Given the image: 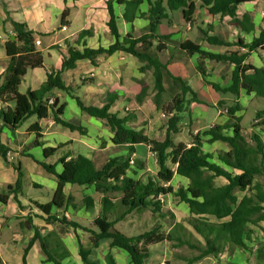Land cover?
Returning a JSON list of instances; mask_svg holds the SVG:
<instances>
[{
    "label": "trees",
    "instance_id": "obj_1",
    "mask_svg": "<svg viewBox=\"0 0 264 264\" xmlns=\"http://www.w3.org/2000/svg\"><path fill=\"white\" fill-rule=\"evenodd\" d=\"M250 1L254 0H105L108 14L106 25L114 38L113 42L107 47L98 46L87 51L72 47L68 39L64 41L65 47L53 45L61 56L60 67L48 72L46 80L37 89H28L25 94L19 92V86L29 70L43 66V54L36 48L34 32L24 22L10 19L11 36L14 39L10 36L11 40L4 43L8 60L0 81V104H4L0 107V119L3 125L14 130L30 116L35 115L40 119L50 114L55 123L85 134L84 127L63 119L64 102L58 101L54 105V97L53 102L49 103L51 96H56L55 91L63 92L75 100L82 112L102 120L109 127L112 143L131 146L145 144L153 153L157 164L156 173H147L144 178L134 180L128 176L129 158L123 156L106 159L100 168H96L92 158L83 154L68 159L60 157L59 172L55 170L54 164L40 162L46 172L56 177L57 186L49 202H30L42 213L43 221L51 228L42 234L41 231L46 227L33 225L31 217H27L33 235L19 264H27L26 254L35 242L39 243L45 260L53 264H65L63 260L70 256V251L62 236L67 229L73 230L76 236L82 264H116L110 251L105 253L102 263L90 259L92 250L103 239L109 240L110 249L125 252L130 264H144L149 257V247L163 242H169L172 248L187 246L194 250L195 254L185 257L188 264L197 263L208 256L217 259L223 253L232 255L235 249L251 251L253 235L264 232L260 225L264 221V183L256 179V176L264 178V108L256 112L253 127L261 126L251 131L249 138L244 135L235 114L242 109L237 100L241 92L255 98H264V29L249 42L241 39L228 42L203 31L208 44L238 46L244 48V52H214L188 39L177 45L186 55L197 56L195 69L206 84L215 91L229 93L234 97L229 103L223 100L217 103L225 106L231 121L208 126L191 135L190 146L182 141L176 142L173 135L181 131V122L184 114L189 112L190 104L204 102L197 98L196 92L183 78L173 76L160 58L167 49L166 40L169 35L158 32V26L164 20H168V23L172 21L170 13L174 11L181 12V21L184 23L194 21L197 4L211 15L229 16L230 21L244 32L253 31L249 15L244 14L241 19L236 16L237 6ZM120 7L121 19L130 26L136 19L147 21L146 30L142 34L136 36L128 31L122 35L119 32L117 8ZM66 14L67 10H64L60 15L61 27L67 24L64 20ZM91 35L90 29H82L75 39ZM117 51L135 57L142 63L139 71H148L153 76L155 107L168 116L162 139L150 138L143 129L131 126L129 123L136 118L133 113L118 116L111 112L110 107L115 100L112 93L107 95V102L102 106L85 104L76 94V88L63 80V72L75 68L78 60L87 59L96 65L98 56H108ZM253 52L261 59L263 66L257 67L247 60ZM206 61L232 64L230 84L227 87L222 88L217 83L206 80ZM165 74L179 85L178 91L167 105L161 103L162 95L166 92ZM84 82L85 79H82L81 84ZM146 94V88L142 87L135 98L140 102ZM259 118H263V121L257 123ZM31 127L35 128L37 124L34 123ZM32 132L37 138L40 136L37 131ZM215 141L224 144L226 149L204 151V142ZM35 143L40 144L37 139ZM56 149L57 147H44V158L53 154ZM7 151L8 148L0 144V155L5 159ZM15 169V182L6 185L0 193L2 203H6L8 197L13 195L19 204L17 198L22 191L25 174L21 165L16 164ZM174 174L186 178L187 185L172 187L169 182ZM215 178H223L225 182L217 185ZM67 183L92 187L95 192L100 193L97 200L99 211L87 226L80 225L65 214L68 210L78 208L72 202V197L63 191ZM167 195H173L179 202L185 203L189 213L182 221L174 222L168 230L165 229L163 219L166 216L171 219L174 217L169 211H162L163 198ZM81 204L88 212H92L95 200L87 195L83 197ZM146 211L150 213L152 222L138 233L125 234L116 227L128 215H139ZM76 229L87 232L86 243H83ZM0 264H4L1 257ZM162 264L172 263L166 261Z\"/></svg>",
    "mask_w": 264,
    "mask_h": 264
},
{
    "label": "crops",
    "instance_id": "obj_2",
    "mask_svg": "<svg viewBox=\"0 0 264 264\" xmlns=\"http://www.w3.org/2000/svg\"><path fill=\"white\" fill-rule=\"evenodd\" d=\"M24 9H28L30 11L28 17L24 16ZM198 9L199 12L205 13L208 17H224V21H204V23H201V25H199L198 21H196L193 16L194 21H192L191 23H184L183 21H171L170 23H161L158 26V32L164 35H169V39L166 40V43L168 45L167 49H165L162 53L163 55H167V59H171L172 57L179 58L180 56H187L189 58L187 66L179 65V63L170 62L167 64L168 70L173 76L176 77H180L179 73H182L187 69L189 71H192L189 73L190 75L195 74V87L197 88V90L204 88L205 95L209 99L211 105L215 106L216 109H218L217 103L221 99V96L215 97L211 94L212 92L210 93L208 91V84L205 83L201 75L195 69L197 56L186 55L185 53H183V51L177 48V45L180 42L188 39L202 46V38H205L203 31H206L209 35H215L220 39L228 42H234L238 39H241L244 42H249L254 36L259 33L260 30L264 29V0L244 2L237 6V18L241 19L244 14L249 15L251 23L254 26L253 31L250 32L242 31L239 26L230 21L231 18L229 16H221L219 14L211 15L205 10V8L200 7L198 4L194 15L198 11ZM64 10H67V14L64 17V20L67 24L64 25L65 29H62L59 19V27L60 32L65 35L43 46V40L39 37V35L50 34L53 31L51 29H53V26L56 22L53 19V26L52 28H50L48 26V19L52 18L53 16L57 17L59 14L61 15ZM121 11L122 7L117 8V14L119 17L117 20V25L119 32L122 35L128 31H131L134 35L137 36L142 34L146 30L147 21L136 19L133 22L132 26H130V24L124 22L121 19ZM0 13V15H2L3 17L5 13L7 18L9 19L24 22L26 26L34 32V38L39 40L40 42L38 45H36V48L41 51L42 54L43 52H46L50 63H52V67L46 69L43 55V66L41 68H36L32 70L33 85L31 84L30 86H28L27 90L37 89L40 84L46 80V74L48 72H50L51 70H56L60 67L61 56L59 52L53 48V45L65 47L64 41L65 39H68L72 47L80 51H87L88 49L97 48L98 46L107 47L114 40V38L109 34V30L106 25L108 14L105 5V0H0ZM26 21H30V23ZM45 21L46 23H44ZM205 22H209V24ZM217 24H220L222 26V30L215 29ZM191 25H195L197 27L199 31L198 34H194L193 32L191 33ZM69 28H71L72 30L71 32L67 33ZM89 28H91L90 30L92 31L91 36H85L79 40L75 39L76 34L80 30ZM226 33H228V35H226ZM190 34H194L195 39L191 38ZM224 35L227 37L225 38ZM202 47L214 52H224L228 50H238L240 52L245 51L244 48H239L238 46L227 47L208 44V47ZM50 49L56 50L57 53L54 54L49 52ZM170 50H175L178 56H173L172 54H170ZM121 53L122 52L117 51L108 56L100 55L96 59V65L91 64V62L87 59L78 60L76 62L75 68L63 72L62 76H65V79L63 78V80L67 85L76 88V90L81 92V99L84 101L85 104L102 106L107 102V95L109 93H112L115 100L110 107V111L117 113L118 116H124L126 114L124 113V110H128V106L132 104L137 106L138 110H141L146 105L150 106L149 103L155 105V103H153L154 99L153 101H150L146 98L149 95H153L154 97L155 93L153 88L154 81L151 84V73L148 71H139V66H141L142 63L140 61H137L131 55H125L126 57H124L122 54L121 56ZM6 59L8 60V58ZM247 60L257 67L263 66V62L254 52L249 55ZM208 62L211 61H206V67ZM5 66L6 64L0 67V81L2 80L3 71L6 68ZM76 68H78V71H74L76 70ZM230 68L231 69L228 77V85L230 84V73L233 66H231ZM27 73L25 74V76L27 75ZM207 73L208 76L206 77V80L215 83L216 81H213L210 78L208 71ZM86 74L88 76L93 77L89 78V82L85 79L84 84H81L82 79L85 78ZM186 76L188 77L189 75ZM181 78H183L186 81L187 85L191 87L189 82L185 79V75ZM228 85H226L225 87H227ZM142 87L146 88L147 94L139 102L136 100L135 97L141 91ZM192 89L194 90V88ZM212 91L214 90L212 89ZM54 93L56 94V96L53 95L51 97H58L59 102L65 103V108L63 110V119L73 124L81 125L86 129V133L82 134L78 130H70L69 128H67L69 130L68 132L59 129L56 126L57 123L54 122L50 114L47 117L40 119L37 118L35 115L30 116L28 119H31V122L25 125V128L23 130H20L19 128L21 125L18 128L11 130L9 127L3 125L2 121L0 120V138L2 139L0 140V144L8 148L6 159L0 155V193L3 192L6 185L15 182L17 178V171L15 169L16 164L21 165L23 171L26 169L28 174L31 172L32 167H40L44 170V168L39 163H48L47 159H49L50 156H52L58 151V158L53 163L57 172L61 170V164L58 162L60 157H66V159L70 157H75L77 154H81V152L79 151L77 152V154H74V149H82L84 150L83 155L92 158L96 168H100L106 161V159L110 157L123 156L125 158H133L138 162H142L140 167L138 165L136 167L132 165L130 166L128 170V176L130 178L134 180L142 179L147 173H156V160L147 145L135 144L131 146L130 144L112 143V133L109 130V127L103 121H100V124L101 126L105 127V133L100 131V129H98L96 126L92 125L94 130L91 134L90 131L87 129V125H84L81 119L77 120L72 116L74 114H79L81 117L85 116L83 115L84 113H82V111L78 109L75 100L69 95H63L62 92L55 91ZM243 96L251 98L253 97L241 92L237 97V100L240 103L242 102ZM194 104H196V102H192L190 104L189 112H187L188 114H190V112L192 113L191 107ZM205 105H208V103H206ZM3 106L4 104L1 103L0 107ZM122 107H124V110L122 109ZM217 113L219 115L218 110ZM221 113L223 114V112ZM237 114L238 113H236L235 116H237ZM160 115L162 116L161 113ZM201 122L202 121H194V114L192 115L189 127H186L187 131L190 134V140L182 141L187 146H190L191 144V135L196 134L198 131L205 129L208 126L214 124L222 125L230 121H225L223 119V115H221L218 120L213 119L209 122ZM34 123L37 124V127L32 128L31 125ZM182 125H185L183 121L181 123V131L184 129V126L182 127ZM137 128L140 127L138 126ZM165 128L166 122L164 123V125L162 124L159 128L161 133L158 136H152L147 131H144V133L147 134L150 138L162 139L164 137ZM32 131H37L40 136L37 138L34 135V132ZM35 139H37L40 144H36ZM44 147H57V149L53 154H51L47 158H44ZM220 148L226 149V146L218 141L212 143H203L204 151L213 152L216 149ZM20 156L30 157L33 162H35V164H33V166L31 165L30 169H27L20 162L14 163L13 158L17 157L18 160L21 161ZM50 176L51 179H48V181L50 184V190L53 193L57 186V180L54 175L51 174ZM214 181L216 183L217 178H215ZM187 182L188 180L186 178L174 174L169 184L172 187L177 188L178 186H186ZM31 185L41 188L44 186V184H42L41 182H32ZM63 191L66 195H70L72 197V202L77 204L78 206L76 210L73 209L76 212L72 213L70 210H68L65 214L69 215L71 218L76 220L80 225L87 226V221L89 222L90 219L96 216L99 211V204L97 200L100 197V193L95 192L92 187H87L84 185H75L70 183L64 185ZM87 195L91 196L95 200V206L92 212H88L86 208L81 204L83 197ZM170 198L174 199L178 203V206H183L184 208H186V215L184 217L188 216L189 213L187 205L185 203L179 202L173 195L164 196L162 205L163 213H166L167 211L171 213L169 209L165 208L166 206H169V204L167 203H169ZM17 199L19 201V204L15 201L13 195H10L8 197L6 203L0 202V257L4 264H19L22 262L24 249L33 235V229L29 226L26 220L27 217H31V222L33 225L38 227H46L41 231L42 234L47 232L51 228L50 225H46L43 221L42 213L33 205H31L30 201L36 199H29L26 202H22L19 199V195ZM77 199H79V201H77ZM36 201L40 203L49 202H41L39 200ZM166 217L164 219L167 220ZM174 222H179V219H177V221H173L172 223H168L170 224L169 228H171ZM76 231L82 237V240L83 237H87V232L81 229H76ZM258 235H261V233H258ZM261 238L264 240V236ZM62 240L70 251V256L65 258L63 262L65 264H82L78 253L77 239L73 230L67 229V231L62 236ZM257 246H260V244H257ZM98 248L99 251L101 250L100 253H103L104 255L107 251H110L115 258L116 264H120L121 262L123 264H130L128 256L125 255L126 253H122L123 251L119 249L109 248L108 239H103L100 241L99 246L92 250L89 256L90 259L95 260L99 263H102L104 261V259H101L102 255L97 254L99 252L97 251ZM247 253L250 252L235 249L232 255H225L224 257H221V259H225L228 264H232V262H230L229 260L230 256H242L243 259L234 264H245L244 260L247 257ZM119 257L121 259H118ZM26 261L27 264H53L52 262L45 260V255L42 252L38 242H35L28 250L26 254ZM201 261L197 263H200Z\"/></svg>",
    "mask_w": 264,
    "mask_h": 264
},
{
    "label": "rangeland",
    "instance_id": "obj_3",
    "mask_svg": "<svg viewBox=\"0 0 264 264\" xmlns=\"http://www.w3.org/2000/svg\"><path fill=\"white\" fill-rule=\"evenodd\" d=\"M29 1V0H28ZM38 1V0H36ZM29 10L28 9H24L23 10V14L25 17H28L29 15ZM51 12V11H50ZM1 14V13H0ZM5 17V19H4ZM4 17L2 15H0V67L4 66V64L7 65L6 62V53H5V48H4V43L11 40L10 36H11V31H12V26H11V21L9 18H7L6 14L4 13ZM170 18H172V21H181V15H180V11H174L170 13ZM194 18L196 21H198V24L201 25V23H204V21H224V17H218L216 16L215 18L212 17H208L206 16L205 13L203 12H196V14L194 15ZM54 19L55 25L53 26V22L52 20ZM59 19H60V14L57 17H52L50 19H48V26L50 28H52L53 26V30L50 34H44V35H39V37L43 40V46L47 45L48 43L52 42L53 40H56L58 38H61L63 35L62 32H60V27H59ZM168 20H164L162 23H167ZM228 21V20H225ZM28 23H30V21H26ZM46 23V21L44 22ZM207 24H209V22H205ZM212 25V24H211ZM194 26V27H193ZM205 26V25H204ZM203 26V27H204ZM222 26L220 24H217V26L215 27V29H221ZM91 29V28H89ZM71 28L68 29L67 33L71 32ZM189 30V28H188ZM191 33L193 32L194 34H198V29L195 25H191ZM189 32V31H188ZM191 35L190 37L195 39V35ZM226 35H228V33H226ZM224 37L226 38L227 36L224 35ZM202 46L208 47L207 42L205 41V38H202ZM49 52L56 54L57 51L54 49H50ZM170 54H172L173 56H178L177 52L175 50H170L169 51ZM126 57L125 53H121V56ZM44 55V63H45V68H51L52 67V63H50L47 53L43 52ZM133 57V56H132ZM167 55H163V53L160 55V58L162 59V61L166 64L170 63V62H174V63H179V65H188V61L189 58L187 56H183V57H179V58H171V59H167L166 58ZM135 58V57H134ZM136 59V58H135ZM176 59V60H175ZM137 60V59H136ZM138 61V60H137ZM232 65L227 63V62H208L207 63V67H208V72H209V76L213 81H216L215 83H218V85L220 87H225L226 85H228V77H229V72H230V67ZM6 67V66H5ZM5 70V69H4ZM42 71V70H41ZM44 71V70H43ZM74 71H78V68H76V70ZM32 70H29L27 75L25 76L24 80H22L20 86H19V92L25 94L27 91L28 86H30L32 83ZM188 69L183 71L180 74V77H183L185 75V79L189 82V84L191 85L192 88H194V91L196 92L197 98L201 101H203L205 104L208 103V105L202 104V103H196L191 107V111L190 114L185 113L184 114V119L183 122L185 123V125H182V127L184 126V129L182 131H180L177 134L173 135V139L175 141H188L190 140V134L187 131L186 127H189V123L192 119V115L194 114V121L196 120L198 121H202L203 123L205 122H209L210 120L213 119H219V117L221 115H223V119L229 120L231 121V119L228 117L227 112H223L220 113L225 106H219L218 104V109H216L215 106H212L209 99L207 98V96L205 95L204 92V88H201L200 90H197V88L195 87V74L190 75ZM148 73V72H147ZM186 75H189L188 77ZM64 76V75H63ZM93 76H88L86 74L85 78L86 81L89 82V78H92ZM151 77V84L153 82V77L152 75H150ZM65 79V76L63 77ZM209 78V79H210ZM80 80V79H78ZM164 83L166 86V92L162 95V100L161 103L163 105H167L168 103H170L171 98L174 96V94L178 91L179 85L178 83H174L173 79L168 76L167 74L164 75ZM209 88L208 91L213 95V96H221L220 100L226 101V103H229L230 101H232V99H234V97L227 93V94H223L220 93L218 91H212V88L208 85ZM193 90V89H192ZM76 94L82 98V94L80 91L75 90ZM63 95H66L65 93L62 92ZM208 94V93H206ZM209 97V96H208ZM225 97V98H223ZM147 100H152L153 101V95H149L146 97ZM219 100V101H220ZM154 103V101H153ZM242 106V109L240 112H237V117L239 119V124L242 127L243 133L244 135L249 138V134L251 131L257 130V128H259V126L257 127H253V124L256 123V112L258 110H262L264 108V98H255V97H242V102L240 103ZM150 106L146 105L144 106L141 110H138L137 106H135L134 104L128 106V110H124V107H122V109L124 110V113H133L135 115V119L133 121H131L129 124L131 126L134 127H140L139 129H143L144 131H147L148 133H150L152 136H158L160 135V130L159 128L161 127V125L166 122L168 116L162 113V111L158 110L155 105H152V103H149ZM224 105V104H223ZM226 105V104H225ZM78 107V106H77ZM79 109V107H78ZM217 110L219 111V115L217 113ZM81 111V110H80ZM157 111V112H156ZM80 113V112H79ZM84 113V112H82ZM160 113L162 114V116L160 115ZM83 115L85 116H80L79 114H74L72 115L74 118H76L77 120L81 119L82 123L84 125H87V129L90 131V133L92 134L93 132V126H96L98 129H100V131L104 132L105 127L101 126L100 124V119L92 117L86 113H84ZM72 117V118H73ZM1 120V119H0ZM261 121H263V118H259L257 123H260ZM1 122V121H0ZM29 122H31V119H27L19 128L20 130H23L25 128V125H27ZM74 122V121H73ZM201 122V123H202ZM134 123V124H133ZM182 123V122H181ZM199 123V124H201ZM59 129H62L63 131L68 132L69 130L60 125L57 124L56 125ZM106 126V125H105ZM253 129V130H252ZM1 137V134H0ZM0 140H2L0 138ZM224 145V144H223ZM81 152V154L84 153V150H80V149H74V154H77V152ZM58 154L59 151L56 152L55 154H53L52 156L49 157V159H47L48 163H54L57 158H58ZM108 154V153H107ZM21 161L18 160L17 157L13 158V162L14 163H18L20 162L23 166H25L27 169H30V166L33 164H35V162H33V160L28 157V156H20ZM139 160V159H137ZM140 163L142 164V162L140 161ZM140 163L136 160H134V163L132 164V166L136 167L137 164L140 166ZM41 173V174H40ZM24 179H23V187H22V191L19 194V199L22 202H26L29 199H36L39 200L41 202H46V201H50L51 197H52V192L50 190V184L48 179H51V174H48L46 171H44L42 168L40 167H32L31 172L28 174L27 170H24ZM133 176V174H132ZM32 178V179H30ZM256 179L263 182L264 183V178L261 176H256ZM32 182H41L42 184H44V186L41 187H35L33 185H31ZM224 183V179L223 178H217L216 184H223ZM238 195L240 196L241 193H238ZM77 201H79V199H77ZM80 203V202H77ZM169 206L165 207L166 209H169L171 211V213L174 215V218H170L169 216H167V220H165V229L167 230L170 226V224L168 223H172L173 221H177V219H179V221H182L186 215V208H184L183 206H178V203L170 198ZM72 213L76 212V211H72V209L70 210ZM150 222H152V217L150 215V213H148L147 211L141 214H130L126 217L125 220L119 222L116 227L124 232L125 234L127 233H138L139 231H141L143 228H147V226L150 224ZM88 224V221H87ZM260 225L264 228V221H262L260 223ZM264 236V232H261V235L255 234L253 235L254 238V243L251 244L250 248L251 251L250 253H247V257L245 258L244 262L245 264H264V240L261 238ZM83 243H86V237H83ZM260 244V246H257V244ZM260 252H257L259 251ZM99 251V248L98 250ZM101 250L97 253L98 255H100ZM122 252V251H121ZM125 254V252H122ZM176 253V254H175ZM193 254H195V251L192 249H189L187 246H181V247H176V248H172V246L170 245L169 242H163V243H159V244H154L151 245L149 247V257L145 260L144 264H161L164 263L166 261H170L172 264H188L186 258L189 256H192ZM101 259H104V254H101ZM126 255V254H125ZM177 255V256H175ZM228 256L227 253H223L222 255H219L217 259H213L212 257H207L204 258L200 263H195V264H228L227 261H225V259H221V257L224 256ZM100 257V256H99ZM186 257V258H185ZM118 259H121L120 257ZM243 258L242 256H234L229 258L230 262H232V264L237 263L238 261H241ZM121 262V260H120ZM120 264H123L122 262Z\"/></svg>",
    "mask_w": 264,
    "mask_h": 264
},
{
    "label": "built area",
    "instance_id": "obj_4",
    "mask_svg": "<svg viewBox=\"0 0 264 264\" xmlns=\"http://www.w3.org/2000/svg\"><path fill=\"white\" fill-rule=\"evenodd\" d=\"M62 29H65V26H62ZM40 42H39V40H37V39H35V45H38ZM53 102V97H51L50 99H49V103H52ZM227 110H226V108H224L221 112H226ZM220 112V113H221ZM134 163V159L133 158H129V164H130V166L132 165Z\"/></svg>",
    "mask_w": 264,
    "mask_h": 264
},
{
    "label": "water",
    "instance_id": "obj_5",
    "mask_svg": "<svg viewBox=\"0 0 264 264\" xmlns=\"http://www.w3.org/2000/svg\"><path fill=\"white\" fill-rule=\"evenodd\" d=\"M11 39H14V36H11ZM57 102H58V97H55V103H54V105H56Z\"/></svg>",
    "mask_w": 264,
    "mask_h": 264
}]
</instances>
